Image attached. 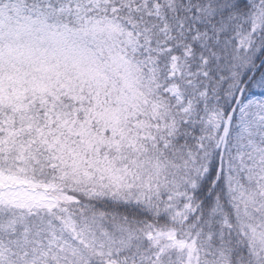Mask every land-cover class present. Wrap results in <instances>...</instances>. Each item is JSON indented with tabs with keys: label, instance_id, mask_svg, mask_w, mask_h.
<instances>
[{
	"label": "snow or ice",
	"instance_id": "snow-or-ice-1",
	"mask_svg": "<svg viewBox=\"0 0 264 264\" xmlns=\"http://www.w3.org/2000/svg\"><path fill=\"white\" fill-rule=\"evenodd\" d=\"M0 264H264V0H0Z\"/></svg>",
	"mask_w": 264,
	"mask_h": 264
}]
</instances>
